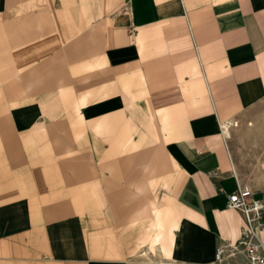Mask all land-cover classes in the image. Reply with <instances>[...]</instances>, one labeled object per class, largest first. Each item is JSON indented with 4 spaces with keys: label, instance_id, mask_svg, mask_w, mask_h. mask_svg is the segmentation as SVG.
Instances as JSON below:
<instances>
[{
    "label": "crops",
    "instance_id": "1",
    "mask_svg": "<svg viewBox=\"0 0 264 264\" xmlns=\"http://www.w3.org/2000/svg\"><path fill=\"white\" fill-rule=\"evenodd\" d=\"M263 110L264 0H0V264H213Z\"/></svg>",
    "mask_w": 264,
    "mask_h": 264
},
{
    "label": "built area",
    "instance_id": "2",
    "mask_svg": "<svg viewBox=\"0 0 264 264\" xmlns=\"http://www.w3.org/2000/svg\"><path fill=\"white\" fill-rule=\"evenodd\" d=\"M228 208L242 215L245 227L236 245L217 249L213 264H264V245L259 237L264 230V194L257 199L249 186H239L228 196Z\"/></svg>",
    "mask_w": 264,
    "mask_h": 264
},
{
    "label": "rangeland",
    "instance_id": "3",
    "mask_svg": "<svg viewBox=\"0 0 264 264\" xmlns=\"http://www.w3.org/2000/svg\"><path fill=\"white\" fill-rule=\"evenodd\" d=\"M250 120L255 129L249 130L245 125L244 130L240 131L245 138L239 146L245 159L242 161V167L247 181L264 191V110Z\"/></svg>",
    "mask_w": 264,
    "mask_h": 264
},
{
    "label": "bare ground",
    "instance_id": "4",
    "mask_svg": "<svg viewBox=\"0 0 264 264\" xmlns=\"http://www.w3.org/2000/svg\"><path fill=\"white\" fill-rule=\"evenodd\" d=\"M252 126V124L250 125ZM233 127H238V122H230V123H227L224 125V133H225V136L228 137V139H231V128ZM230 143V142H229ZM236 170V169H235ZM234 171V170H233ZM239 180V179H238ZM240 181V180H239ZM242 184V183H241ZM240 184V185H241Z\"/></svg>",
    "mask_w": 264,
    "mask_h": 264
}]
</instances>
